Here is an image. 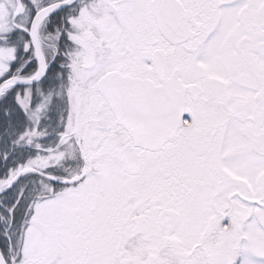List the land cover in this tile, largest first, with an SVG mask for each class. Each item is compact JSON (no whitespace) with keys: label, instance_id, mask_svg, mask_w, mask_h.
Returning <instances> with one entry per match:
<instances>
[{"label":"snow or ice","instance_id":"1","mask_svg":"<svg viewBox=\"0 0 264 264\" xmlns=\"http://www.w3.org/2000/svg\"><path fill=\"white\" fill-rule=\"evenodd\" d=\"M0 264H264V0H0Z\"/></svg>","mask_w":264,"mask_h":264}]
</instances>
